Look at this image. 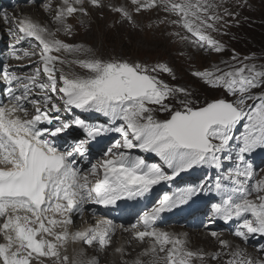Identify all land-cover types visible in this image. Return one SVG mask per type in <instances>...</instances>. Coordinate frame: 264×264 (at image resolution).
Segmentation results:
<instances>
[{
	"label": "snow or ice",
	"instance_id": "6c2138e0",
	"mask_svg": "<svg viewBox=\"0 0 264 264\" xmlns=\"http://www.w3.org/2000/svg\"><path fill=\"white\" fill-rule=\"evenodd\" d=\"M131 2L137 14L162 8L175 16L170 23L183 28L188 35L181 39L193 46L216 53L225 50L213 33H220L222 23H228L225 17L235 14L226 7L221 12L217 0ZM87 3L109 7L135 23L133 11L124 5L111 0L107 5L104 0ZM84 4L85 0H61L52 17L59 25L55 31L0 10V19L14 24L9 32L16 43L27 41L32 49L13 45L12 56L22 51L25 56L38 57L31 74L18 75L8 67L3 71L8 88L7 102H0V264H100L98 257L84 259L83 249L74 250L70 257L68 245L95 244L106 249L112 245L116 224L105 218L72 231L73 215L82 216L89 203L105 207L139 203L152 194L154 186L171 184L201 167L214 169L216 174L163 192L140 211L130 228L142 226L143 230L134 233L135 239L151 242L130 264H194L223 255L229 256L225 264H264L219 239L215 231L211 236L218 238L220 250L209 254L188 248L186 239L156 227L163 213L214 193L207 204L209 223L236 221L233 234L242 241L264 236V178L257 177L251 160L257 150H264V65L248 63L249 57L241 60L233 50L231 63L223 61V66L194 71V77L222 93L201 103L188 88L161 78L162 74L176 78L167 63L105 59L83 44L58 39L57 32L71 31L69 17L90 15ZM44 7L52 12L51 0ZM61 51L88 55L67 60L53 54ZM57 64L69 69L76 65L88 74L65 71ZM41 73L46 76L43 81ZM74 110L100 114L105 122L80 116L61 118L62 113ZM157 112L167 113V118L158 119ZM70 129H79L83 138L58 146L56 140ZM111 132L120 139L102 150V156L85 171L78 158L88 156L90 143ZM133 149L155 154L159 162L134 155ZM119 227L124 229V225ZM260 250L264 252V245ZM115 251L123 255L125 250L117 247Z\"/></svg>",
	"mask_w": 264,
	"mask_h": 264
},
{
	"label": "rangeland",
	"instance_id": "374dc122",
	"mask_svg": "<svg viewBox=\"0 0 264 264\" xmlns=\"http://www.w3.org/2000/svg\"><path fill=\"white\" fill-rule=\"evenodd\" d=\"M217 2L234 13L239 21V23H236L231 28H227L228 30L225 29L227 31L224 30L221 40L216 38L215 33H213L215 38L225 45V50L221 53L205 51L206 54H203L202 51L196 48L193 50L184 49V52H188L189 56H183V52L179 53L178 50L175 49V45L181 44L179 41L181 39H177L168 27L159 26L160 20L157 17L133 16L135 23H132L127 20H122V18L116 14L111 13L108 8L104 10H92L91 15L87 17L89 21L83 20L85 23H81L82 19L79 20L81 16L80 13L74 14L67 19V23L72 25L71 31L67 33V36L63 31L57 32L56 37L62 38L63 41L68 44H83L85 47L91 48L95 55L105 59H126L128 61L147 62L149 64L158 62L167 63L173 69L176 78L173 80L168 74H162L161 78L166 80L170 85L173 84L188 88L193 93L192 98L198 99L203 103L204 100H211L214 97L222 95V93L207 87L199 78L194 77L192 75L194 71L202 70L205 66L209 67V64H213L214 61L218 64H222L223 61L231 63L233 50L241 60H243L244 57H249L248 63H255L258 66L264 65V31L262 29L264 28V23L258 25L257 22V19L264 18V0H217ZM35 10L32 12V20L46 26L47 20L43 13L40 10L36 13ZM239 10H241V12H239ZM29 13L30 11H28V14ZM52 14H55L54 9ZM9 15L13 16L12 13ZM21 15L23 16L24 14L21 13ZM18 18L21 19L20 17ZM233 18L235 17L232 16L230 19ZM251 23H253V25L257 24L258 28L256 32H254V26ZM73 25L74 28L76 25L78 26L73 29ZM57 26L59 27V25ZM16 44V37L11 34L9 39L6 36L0 37V48L3 49V51L0 52V62H3V55L7 54L10 48ZM18 46V49L30 48L29 44L23 42H20ZM53 54L63 56L67 60H72L77 56L81 59L85 58V53L69 54L61 51L59 53L54 52ZM16 57H18L16 60L11 61L13 69L14 64H20L21 68H26L24 69L25 71L22 70V72L24 71L23 73L26 74L29 72L30 65L32 66L30 69L31 72L36 67L35 61L38 57H29L21 54L18 56V53ZM63 66L68 71L74 70L80 74H88L85 69L76 65H72L71 69H69L67 65ZM221 66H223V64ZM57 67L61 66L57 64ZM41 76L44 77H40V80H45V74L41 73ZM257 91L260 90L258 89ZM35 92L39 94V89H35ZM167 115V113H156L158 119H165ZM103 122H105L104 117ZM118 138L119 136L117 135L113 142L118 140ZM256 172L258 177L264 178V168L257 169ZM186 206L187 205H184L180 208V213L184 212ZM174 210L175 209L169 211V216L165 220L177 213L176 211L173 212ZM176 220H178V222H175V224L183 227L184 224L182 222L184 218L178 217L173 221ZM191 220L192 219L189 218L186 219L185 222ZM262 238H264V236L254 235L250 236L247 241H242L245 245L244 251L247 256L257 260H264V252L260 250V246L264 245V239ZM74 247L75 246L72 248L76 250V247ZM191 249L195 250V247L192 246ZM131 252L135 255L139 253L136 249L127 250L128 254ZM73 253L75 254L74 250ZM112 257L114 260H112ZM116 259V256H111L110 259L108 258V263L110 262V264H112L116 262ZM209 263L214 264L212 260L209 261ZM194 264L204 263L195 261Z\"/></svg>",
	"mask_w": 264,
	"mask_h": 264
},
{
	"label": "bare ground",
	"instance_id": "6f19581e",
	"mask_svg": "<svg viewBox=\"0 0 264 264\" xmlns=\"http://www.w3.org/2000/svg\"><path fill=\"white\" fill-rule=\"evenodd\" d=\"M16 1H17L18 5L14 4L12 2V0H7V1L6 0H0V10H4L8 14L12 13L14 18L20 17L21 19H23V18L27 17V18L32 19V15H33L32 12L36 8V10H35L36 13L39 10L43 13L44 17L47 20L46 26L49 27L50 30L55 31V29L58 27L57 24L54 23L52 20V17L54 16L52 14V12H49L44 7V5L46 3H48V0H36L33 3H27V0H16ZM51 2H52V7L55 10L57 5H59L61 3V0H51ZM55 2H57L58 4ZM104 2L107 5L109 3V0H104ZM111 3H114L116 5L126 6L129 10L133 11V16H142V17L146 16V17H151V18L157 17L160 21L164 20V23H160V21H159V26L168 27L170 29L171 33L177 39H181V36H187L188 35V33L183 28L170 23V21L173 19H176V17L164 12L162 8L147 9V10H143L137 14L134 12L135 5L131 2V0H111ZM4 4H7V7H3ZM37 6H39V7H37ZM84 6L88 8L90 15L92 13V10H95V9L104 10V9L108 8V10H110L111 13L116 14L117 16H119L121 18V15L119 13L112 11L111 8H109V7L95 8V7L90 6L87 3V0H86V3L84 4ZM223 8H225V6L221 7V9H220L221 12H223ZM28 11H30L29 14H28ZM239 12H241V10H239ZM21 13H23L24 15L22 16ZM88 16L85 17V16L81 15L79 20L82 19V20L89 21L87 19ZM165 17H167L168 19L165 20ZM231 17H225V19L228 21V23L227 24L222 23L221 30H223V31H221L220 33H215L216 38H218L219 40H221V36L224 33V30L227 28L228 29L231 28L232 26H234L236 24V21H238V19L235 15H234L235 18L230 19ZM75 20H78V19H75ZM122 20H124V19H122ZM73 21H72V24H73ZM78 25H76L75 28ZM10 28H14V24L5 22L3 19H0V37L6 36L9 39V37H10L9 29ZM75 28L73 25V29H75ZM227 30H225V31H227ZM64 32L65 31H63V33ZM67 33L68 32H65L66 36H67ZM176 33H179L180 35H176ZM58 39L63 40L60 37ZM181 40H183V39H181ZM181 40H179L181 42V44L175 45V49H177L179 53L183 52L184 53L183 56H189V53L188 52L185 53L184 49L193 50V49H196L197 47L193 46L189 42V40H183L184 42ZM22 42L25 44H29L27 41H22ZM18 47L19 46L17 45L16 48L18 49ZM197 49H199V48H197ZM28 50L32 51V49H28ZM199 50L202 51L203 54H206L205 50H202V49H199ZM1 51H3V49H0V52ZM19 52L21 55H24L22 51H19ZM11 53H12V49H11ZM11 53L9 55L4 56V62L1 65V69H0V79L3 76V71H4L5 67H8L9 71H12V69H13L11 61L16 60L17 57L12 56ZM207 54H209V53H207ZM85 56H86V53H85ZM183 56H181V57H183ZM212 65H220L221 66L222 64L221 63L218 64L216 61H214L213 64L212 63L209 64V67H211ZM171 85H173V84H171ZM1 94L3 96L7 97V88L2 90ZM29 111L30 112L32 111L30 106H29ZM75 133H78V132H75ZM116 134H118V133H116ZM102 154L100 155V157L102 156ZM90 163H91L90 161L85 163L84 158L83 159L78 158L79 166H81L85 171H87V169L90 167ZM153 195L156 196L155 193H153ZM140 200L142 202V205L140 207H135V208L132 207V210L127 209L124 211V213H127L126 217L124 219L128 223L124 224V229L117 228L115 234L112 236V245L110 247L101 250L98 247V245H95V244L91 247L84 245L83 243H80V245L77 244V246H75L76 250H80V249L84 250V253H85L84 259H91L92 257H98L100 264H109L110 262L108 263V258L110 259L111 256H116L117 260H116V262H114L112 264H124L125 261H128L130 264V262L132 260L137 258V256H134L132 252L128 254L127 250L136 249V251L139 252V254H140L143 251V249L148 246V244L150 242H148V240H149L148 238H146V240L144 242H141V241L135 239L134 233L136 231L143 230V227L137 226L136 229H132V228H130V225H132L136 222L138 214L140 213V211L142 209H144L145 207H150L155 202L154 198L150 199V196H148L146 198H141ZM147 201H148V203H147ZM186 207L184 208V211H185ZM180 208L175 209L173 212L176 211L177 213L171 215L169 217V219H167V220H165V219L169 216L168 215L169 212L163 213L161 215V218L157 222L156 227L160 230L175 234L182 239H186L187 240V247L190 249L192 246H194L195 250H200V251H203L205 253L211 254V253H214V252L220 250L218 238L212 237L211 234L209 233V230L213 229L210 227H216L217 226L220 229V231L218 232L219 239H226V240L231 242V244L233 245L234 248H242L243 250H245V245H244V243H242V240L238 239L237 237L234 236V234H233L234 228L226 227L221 223H216V222L209 223L208 222V211H207V209L198 210L195 213L197 216V219L193 220L190 217L192 220L185 222L183 227H180L179 225H176L175 223L170 224L169 220H174L175 218H178V217L184 218V216L182 215L183 213H180V210H181ZM105 211L106 210L104 207L90 206L89 204L85 205V210H84V213L82 216L79 214L73 215V222L74 223H73L71 230L76 231V230L82 229V224L84 221H86V220L87 221H94V220L98 219V215L100 213L105 212ZM129 213H130V215H129ZM127 215H129V216L127 217ZM121 217H123V216L121 215ZM175 222H178V220H176ZM117 240H119V241L116 244ZM0 242H2V241H0ZM119 242H121V244H119ZM117 247H123L124 248L125 251H124L123 255L120 253H117L115 251V248H117ZM72 250H75V249H73L72 245L69 244L68 248H67V254L69 256H74V253ZM224 251H229V250H224ZM112 259H113V257H112ZM144 259H147V258H144ZM228 259H229L228 255H223L219 260L211 259V257L209 256L203 262L200 261V263L211 264V263H209V261L212 260L214 262V264H225V262ZM47 262L49 264H51L50 261H46V263Z\"/></svg>",
	"mask_w": 264,
	"mask_h": 264
},
{
	"label": "trees",
	"instance_id": "16d2710c",
	"mask_svg": "<svg viewBox=\"0 0 264 264\" xmlns=\"http://www.w3.org/2000/svg\"><path fill=\"white\" fill-rule=\"evenodd\" d=\"M258 21V25L260 24V23H264V18H261V19H257ZM252 25H253V23H251ZM254 26V32H256L257 31V28H258V26H257V24L256 25H253ZM263 29V31H264V28H262ZM253 38V37H252ZM264 47V46H263ZM263 56H264V54H263Z\"/></svg>",
	"mask_w": 264,
	"mask_h": 264
}]
</instances>
